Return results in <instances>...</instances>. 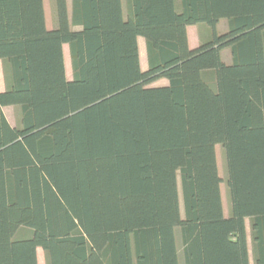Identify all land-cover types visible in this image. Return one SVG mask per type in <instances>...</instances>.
Here are the masks:
<instances>
[{
    "label": "trees",
    "instance_id": "obj_1",
    "mask_svg": "<svg viewBox=\"0 0 264 264\" xmlns=\"http://www.w3.org/2000/svg\"><path fill=\"white\" fill-rule=\"evenodd\" d=\"M125 5L54 0L47 29L43 0H0V264H38V247L46 264H250L246 219L264 264V0ZM198 23L210 37L190 48Z\"/></svg>",
    "mask_w": 264,
    "mask_h": 264
},
{
    "label": "rangeland",
    "instance_id": "obj_2",
    "mask_svg": "<svg viewBox=\"0 0 264 264\" xmlns=\"http://www.w3.org/2000/svg\"><path fill=\"white\" fill-rule=\"evenodd\" d=\"M125 1L126 0H123L124 12L126 11ZM51 3H52V0H44L46 12H47V18L49 19V21L52 20V11H51L52 4ZM67 3L70 6L69 0H67ZM226 22H227V19H223V21H221V23H220V26L219 25L218 26L221 28V26L225 25ZM196 34H197V31L195 30L194 35H196ZM191 36H193V35L190 33V37ZM67 46L68 45H65V51L67 54L66 64H65L66 69L65 70H66L67 77L71 78L72 77V69H71V63H70L69 46L68 47ZM143 63H145V61ZM204 79L206 81H208L211 85L214 84L213 73H208V74L204 75ZM165 83H166V81H164V80H157L150 85L151 86H158V85H163ZM4 114H5L8 122L12 126H19V121H20V108L19 107L8 106V107L4 108ZM215 151H216L217 170H218V174L222 180V182L220 184V191H221V200H222L223 211H224L225 215H228L230 204H229V198H228L227 188H226V170H225V164H224V159H223V152H222L221 146L219 144H217L215 146ZM179 191H180V188H179ZM180 203H181V195H180ZM181 209H182V203H181ZM182 213H183V210H182ZM246 231H247L248 243H249V249H250V264H253L254 262H253L252 252H251V235H250V221H249V219H246ZM29 234H30V230L28 228L21 227L15 233L14 237L15 238H23V237L29 236ZM175 237H176V241H177V249H178L180 262H181V260H182V258H181V241H180L178 229L175 230ZM37 258H38V264H46L45 252L39 247L37 248Z\"/></svg>",
    "mask_w": 264,
    "mask_h": 264
},
{
    "label": "crops",
    "instance_id": "obj_3",
    "mask_svg": "<svg viewBox=\"0 0 264 264\" xmlns=\"http://www.w3.org/2000/svg\"><path fill=\"white\" fill-rule=\"evenodd\" d=\"M44 2V0H43ZM70 3V0H69ZM52 6H51V11H52V20L49 21V19L47 18V12H46V8H45V4H44V11H45V24L47 29H53L57 26V20H56V13H55V6H54V0H52ZM68 4V3H67ZM70 6L68 4V13L70 14ZM221 21H223V19H220L217 26H216V30L218 33H221L223 31H225L227 29V22L225 25L220 26ZM219 25V26H218ZM197 31V34L194 35L195 30ZM190 33L193 35L190 37ZM187 37H188V45L190 48H194L197 47L198 45H200V43L204 40H207L210 37V30L208 28V26H206L203 23H198V24H194V25H189L187 26ZM137 43H138V49H139V58H140V66L142 70H145L147 68V59H146V42L145 39L141 36H138L137 38ZM65 45H68L67 43L63 44L62 48H63V55H64V64H66V51H65ZM68 47V46H67ZM221 54V58L222 60L228 64L231 62V54L229 49H223L220 52ZM69 57V56H68ZM145 61V63H143ZM66 69V67H65ZM66 73V70H65ZM67 77V75H66ZM68 78V77H67ZM159 80H164L166 81L165 84H167V80L166 79H159ZM163 84V85H165ZM6 89V80H5V71H4V61L3 59H0V92L4 91ZM8 106H5L2 108L3 112H4V108H6Z\"/></svg>",
    "mask_w": 264,
    "mask_h": 264
}]
</instances>
